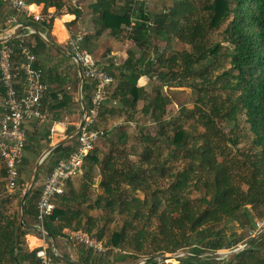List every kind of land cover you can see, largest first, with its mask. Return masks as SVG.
Returning a JSON list of instances; mask_svg holds the SVG:
<instances>
[{"label":"trees","instance_id":"1","mask_svg":"<svg viewBox=\"0 0 264 264\" xmlns=\"http://www.w3.org/2000/svg\"><path fill=\"white\" fill-rule=\"evenodd\" d=\"M27 2L43 3L45 8L56 7L57 10L64 6V0ZM114 2L94 0L88 5L95 35L109 31L111 35L118 36L130 23L128 9H114ZM0 17L7 20L1 0ZM54 19L47 23L29 18L21 23L29 22L55 42L51 32ZM147 19L153 21V26H148ZM142 20L137 23L132 36L138 46L150 45L153 38L167 42L175 36L192 48L168 59L158 51V58L153 55L147 60H134L130 52L118 68L120 82L113 98L121 100L122 111L136 108L141 99L148 100L142 111L160 123L159 131L145 137L146 148L138 164L122 162L120 154H110L101 160L93 151L85 164L83 193L75 190L69 182L67 191L57 199L54 213L45 221L48 236L56 239L65 235L63 230L66 228L80 229L86 224L83 222L85 217H88L87 224L90 226L88 231L92 232L95 220L88 215L84 205L91 199L89 189L93 171L99 165L101 186L106 195H98L96 202L99 206L105 203L126 216L124 224L113 231L107 245L121 247L136 243L134 247L138 251L149 245L150 257L145 264H158L155 258L176 253L182 248H188L189 252L178 258V264H264V230L250 236L245 244L251 243L244 249L227 256L216 253L223 248L238 247L240 241L231 240L221 224L245 212L252 222L257 217L253 210L258 212V217L264 218V0H176L169 12L164 14H146L143 11ZM57 26L65 30L61 20ZM220 29L222 41L212 43L211 33ZM22 33L30 35L38 56L53 48L31 29L26 28ZM224 43H227L226 46ZM59 54L71 59L64 52L59 51ZM221 55L229 59L230 66L211 79L207 75L210 61ZM157 60L160 65L169 68L166 74L159 73L164 85L184 86V78L191 75L203 79L204 94L198 99L200 104L183 113L196 117L198 123L193 124L192 129L165 118L168 102L162 88H156V96L148 98L150 95L145 86L138 85L142 76L153 77L151 66ZM107 68L115 75L114 69ZM170 73L175 77L172 82L166 79ZM77 80L79 82V77ZM93 87L84 80L82 100L87 106ZM68 101L70 96L62 93L56 96L48 109L65 107ZM105 111L110 113L114 109L105 108ZM241 115L245 116L244 122L248 124L249 141L245 148H240L239 136L227 139L237 147L235 153L228 143H223L225 133L219 129L217 120L235 122L236 125ZM56 121L61 119L56 118ZM199 123L204 127L203 131H199ZM126 137L127 134L121 132L119 140L126 142ZM70 142L57 146L51 154L68 156L78 145V140ZM148 143L157 146V153L152 146L147 147ZM163 145L168 152L160 160ZM173 162H180L181 165L170 166L169 163ZM1 170L4 177L5 169L1 167ZM160 179L166 180V183H160ZM41 191L31 197H39ZM11 197H0V264H25L26 261L40 264L37 249L24 248L26 235L39 231L37 206L30 197L25 210V215L35 217L37 224L30 226L25 217V225L20 226L22 200L19 211L8 214L7 203ZM248 205L252 206V211L246 207ZM156 220L157 224L154 223ZM256 223L252 229L256 228ZM97 236L104 238L103 233ZM206 251L212 255L206 256L203 262L200 255ZM218 257L222 259L218 260ZM56 259L69 261L66 256H57ZM83 263L97 264L90 258Z\"/></svg>","mask_w":264,"mask_h":264},{"label":"rangeland","instance_id":"2","mask_svg":"<svg viewBox=\"0 0 264 264\" xmlns=\"http://www.w3.org/2000/svg\"><path fill=\"white\" fill-rule=\"evenodd\" d=\"M126 1L128 2V0H118V11L128 9ZM150 2L151 12L154 15H159L164 14L165 11L169 12V9L175 4L176 0H150ZM128 25L125 26V30L118 36H113L107 31V35L108 37H111V39H108V41H105L103 44L91 41V49L100 54L99 57H104L106 54H111L113 56L112 52L115 51H126L128 54L131 52L134 60L139 58H144L145 60H147L153 55H156V58H158V51H160L164 55V57L168 59L179 52L185 50L191 51L192 49L190 45L178 40L175 36H172L170 41L167 42L159 38H153L150 45L146 43L143 47H140L134 42L131 35L128 34ZM7 26V20H4L0 17V34L7 29ZM221 30L222 29L211 33L212 43L222 41L223 38ZM224 44L226 46L227 43ZM39 58L46 70V73L48 72L49 65H54V63L52 62L58 60H60L65 68L68 69V72H70V74L73 72V64L69 63L70 61L68 59L57 53V51L53 48L47 49L44 53L39 54ZM124 61L125 60L123 59V62L121 64H123ZM68 66H71V69ZM229 66V59L224 55H221L220 57L210 61V66L208 67L209 71L207 75L211 79H214ZM113 69V72H115V75L118 78L120 70L118 68ZM151 69L154 74L153 77L151 78L149 76H145L146 81H144V86L148 94L150 95H148V98L156 96V88H162V91L164 92V94H166L165 96L168 102L165 118L168 120H172V123H183L186 127H190L192 129L193 124L198 123L197 121H195L196 117L184 115L183 113H185V111H187L188 109L195 108L196 104H200L198 99L201 95L204 94V87H202L204 86L202 84L203 79L191 75L184 78V86L169 87L168 85H164V80H161V75L159 74L161 71L162 73L166 74L169 71V68L167 66L160 65L159 60H157L156 62H154L153 66H151ZM169 75L170 77H167L166 79L170 80L171 82L175 80V77L172 75V73H170ZM65 84L66 82L61 83L60 87ZM79 88V82L75 77L74 79H72V82H70V88L64 87V89H62L61 91L64 95L70 96L68 105L62 108H54L50 112L49 110L47 112L48 118L53 120L59 118L66 126V134L64 136H56L58 137V139L55 140V143L67 137L71 132H74L81 122L83 111L81 103L82 99H80L79 97ZM147 101L148 100L141 99L139 100L136 108H127L125 111L121 110L123 104L120 99H118L117 103H114L112 100H108L106 102L104 111L97 124L98 127L105 129L106 134L99 140L96 149L94 150V152L98 154L101 160H103L110 154H120L122 162L130 165L140 163L141 154L144 152L147 144L145 137L155 135L160 128L159 122L155 121L150 114H145L142 111ZM105 108H108V110L110 108H113L114 112L109 113V111H105ZM244 119L245 116L241 115L239 123L236 125L235 122H228L220 119L217 120L219 129L225 133L223 143H228V145L233 148V152L235 153L237 152V147H234L231 143H229L230 141L227 139L233 138L237 135L239 136V147L245 148L247 146L249 141L248 135L250 132L248 129V124L244 122ZM197 126L199 131L204 130V127L200 123ZM34 130L36 131L34 132L31 129L28 132V147L26 148L25 157L21 168L22 178L20 186L17 190L11 192L6 189L4 177L1 170L2 165H0V197H11L12 195L11 201L7 203L8 207L6 211L8 214H13L16 211H19V202L20 200H22L26 188L32 181L33 174L40 156L45 150H47L49 141L51 140L48 138V135L50 134L49 123H35ZM121 132L127 134L126 142H122L119 140ZM72 142H77V138H73L70 143ZM149 145L152 146L157 153V146H153V144L151 145V143H148L147 147H149ZM167 152L168 149L165 147V145H163V154L160 160H162L166 156ZM62 155L63 154L61 153H50L46 156V158L40 165L38 176L33 183V188L28 199L35 192H38V190H42L48 174L51 173L57 161L62 158ZM169 165L173 167H179L181 163L173 162L169 163ZM93 175V180L89 189L91 199H89L88 204L84 205V207H86L88 215H90L93 220H95V226H92V232L90 233L94 236L103 233V240L105 242H108L113 231L122 227L125 222L126 216L123 213L119 212V210H112V208H109V206L104 205L105 203H103V201L101 202V204L103 203V205L99 206V204L96 202L97 196L101 194L106 195L104 188L101 186L102 174L99 165L95 167ZM84 180L85 178L82 175L72 182L74 189L79 191V193H83L82 184L85 182ZM159 181H161L160 183L162 184L166 183V180L163 179H160ZM139 194L141 196H144L143 193ZM39 197H31L32 203L36 206ZM105 201L106 200H104V202ZM246 207H248L250 211L253 210L251 208V205H248ZM247 213L249 212L247 211ZM253 214H255L257 217L252 222L245 212L238 214V217L236 219H231L221 224V227L225 229L231 240L239 239L240 241L238 243V247L223 248L216 253L227 256L228 254L234 252V250L245 245V241L248 240V238L251 236L253 230L252 226L254 222L264 220V218L258 217V212L256 213V211L253 210ZM25 217L30 226H35L37 224V220L35 217H28L26 215ZM87 221L88 217H85L83 222L86 224L83 225L80 229L88 231V228H90V226H88ZM154 223L157 224V220L154 221ZM31 234L38 235L42 239L44 238L50 250H52L53 245L55 244L59 256H66L68 259H70L69 262L67 261L68 264H83V260H86L88 258H90L93 263L97 264H145L144 262H147L148 258L150 257L148 253L149 245H147L144 250L139 251L134 247L136 243H132V245L123 244L121 247L108 245L109 249L105 254L97 255L88 250L83 245L71 242L64 234L60 235L54 240L51 239L50 236L44 237L40 231H34ZM34 241H38L40 243V241L35 238H33V242ZM24 248L31 250L27 235L24 240ZM188 252V248H182L176 253L166 254L173 257L171 260H164L161 257H157L155 259L159 261L158 264H178V258L183 257ZM89 254L91 255V257H89ZM208 255H212V253L206 251L200 255L203 262H205L204 259ZM217 259H222V257H218ZM63 261L66 260H56L57 264L59 262L65 264V262ZM30 262L31 261H26L25 264H30Z\"/></svg>","mask_w":264,"mask_h":264},{"label":"built area","instance_id":"3","mask_svg":"<svg viewBox=\"0 0 264 264\" xmlns=\"http://www.w3.org/2000/svg\"><path fill=\"white\" fill-rule=\"evenodd\" d=\"M12 12L7 16V29L0 37H8L10 30L21 23L19 17L25 16L36 21L51 23L53 12L37 11L33 3L27 0H1ZM130 23L129 35L134 36L136 25L142 20L143 11L151 12L150 0H128ZM148 26L153 21L145 20ZM33 31V30H32ZM133 38V37H132ZM0 163L5 169L4 181L8 191L17 190L22 178V165L27 146V128L29 122L44 120V100L51 86L46 79V70L39 56L34 52L35 43L29 34L20 33L16 37L0 42ZM69 52L74 62L81 67L83 82L86 79L93 84L90 104L84 113V124L77 135L78 145L68 156L60 158L48 175L38 203L37 219L39 231L48 236L45 221L55 211L57 199L67 191L68 183L81 177L85 172L88 156L96 149L99 140L106 134L105 129L97 126L102 108L110 97L111 88L117 78L107 67L111 54L97 58L85 47L82 35L68 39ZM264 230V220L257 221L251 236ZM68 240L81 244L95 254L103 255L109 249L106 242L82 229H64ZM56 246L52 250L48 245L37 248L40 264H57Z\"/></svg>","mask_w":264,"mask_h":264},{"label":"crops","instance_id":"4","mask_svg":"<svg viewBox=\"0 0 264 264\" xmlns=\"http://www.w3.org/2000/svg\"><path fill=\"white\" fill-rule=\"evenodd\" d=\"M93 1L94 0H64V6L60 10H57L56 7L45 8L43 3H40V4L33 3V4H34L37 11H40L43 13H47L49 11V12H53L55 14L56 17L54 19L53 28L51 31L52 35L54 36V39H55V42H53L54 44L61 46V47L65 48L69 51L68 39L71 36L82 35L84 37L85 47L88 48L94 54L95 57L101 58V57H99L100 54L96 53L95 51H93L91 49L90 42L92 41V42H97L99 44H103L105 41H108V39H111V37H108V35H107V33L109 31L108 32L106 31L102 35H99V36L95 35V26H94V23L92 22V14H91L90 10L88 9V5ZM118 3H119L118 0H115V2L113 3V8L116 10L118 9ZM3 11H4V14L6 15V17L12 12V10L4 2H3ZM19 19L22 22V21H26L29 18L21 15L19 17ZM59 20H61L63 22L64 28H65L64 31L60 30L59 27L57 26ZM64 32H65V36H63ZM42 33L47 36L46 33H44V32H42ZM53 49L56 50L57 53H59V51H61V50L56 49L54 47H53ZM61 52H63V51H61ZM112 54H113V56L111 55V59L109 61L110 69L119 68L121 63L123 62V59L126 60L129 56V54L126 51H120V52L115 51V52H112ZM70 58L71 59L69 60L70 61L69 63L73 64V72L71 74H70V72H68V69H66L65 66L60 62V60L52 62V63H54V65L53 64L49 65L48 72L46 73V79H47V82L49 83V85L51 86V89H50V92L46 98V102L44 104L45 118H44V120L29 122L26 125L27 138H28L29 130L32 129V131H34V132L36 131V130H34V124L35 123H44V122L49 123L50 134L48 135L49 136L48 138L51 140L49 141L48 148L51 145L55 144V140L58 139V137H56V136H58V135L64 136L66 134L65 133L66 126L64 123H62V121H56V120L48 118L47 112H48V110H49V112L51 111L50 109H48V107L55 101L56 96H61V94H62L61 91H62V89H64V87L70 88V82H72V79H74L75 77L76 78L79 77V85H80L79 66L74 62L72 56H70ZM145 76L146 75L142 76L139 79V81H138L139 86L145 85V82H144V81H146ZM64 82H66L67 85L65 84L62 87H60V84L64 83ZM119 82H120V78L118 77L116 83L111 88L110 97L108 98V100H112L114 103L118 102V99L113 98V93H114L115 89L117 88ZM91 94H92V90H91ZM79 97L81 99L80 94H79ZM105 105H106V103H105ZM27 147L28 146H26V148ZM25 152H26V150H25ZM73 181H70V182H73ZM68 187H69V183H68ZM33 238L39 240L40 243L38 241L33 242ZM28 239H29V244H30L31 250L37 249L41 245H47L46 240L44 238L42 239L41 237H39L38 235H35V234H28ZM68 260H70V259H68ZM63 262H65V264H68L69 261L67 262V260H66ZM58 264H62V263L59 262Z\"/></svg>","mask_w":264,"mask_h":264},{"label":"water","instance_id":"5","mask_svg":"<svg viewBox=\"0 0 264 264\" xmlns=\"http://www.w3.org/2000/svg\"><path fill=\"white\" fill-rule=\"evenodd\" d=\"M31 29L33 30V32L35 33H38L41 38L43 40H45L50 46L56 48V49H59L61 51H63L64 53L68 54L69 56H72V53L69 52L67 49L61 47V46H58L56 44H54L52 41H50L46 35H44L41 31H39L38 29H36L34 26H32L29 22H26L24 24H21L19 26H16L14 28H12L10 30V35L8 37H0V42H4L8 39H11V38H14L16 37L18 34L22 33L24 29ZM79 72L81 74V67L79 66ZM82 86H83V77L81 76L80 78V85H79V94L81 96V99H82ZM82 103V111H83V114L86 112L87 110V105L85 104V102L82 100L81 101ZM84 124V117L82 116V119H81V122L80 124L78 125V127L76 128V130L74 132H71L67 137L63 138L62 140H60L59 142L51 145L39 158V161L36 165V168H35V171H34V174H33V178H32V181L30 182V184L28 185V187L26 188L25 192H24V195H23V198H22V201H21V220H20V226H24L25 225V210H26V202L28 200V197L29 195L31 194V191H32V188H33V183L35 182L37 176H38V173H39V169H40V165L41 163L43 162V160L45 159V157L51 153L57 146L59 145H62V144H65L69 141H71L73 138L77 137L78 133L80 132L82 126ZM51 239L54 240L53 237H51ZM251 242H248L246 243L245 245L239 247L238 249L234 250V251H238V250H241V249H244L246 248L247 246L250 245ZM162 259L164 260H171L173 257L172 256H169V255H164L161 257ZM147 260V259H146ZM145 263V262H144ZM142 264V263H140Z\"/></svg>","mask_w":264,"mask_h":264}]
</instances>
